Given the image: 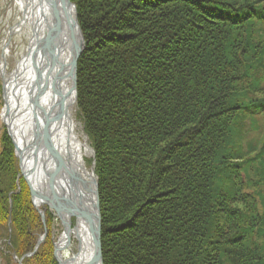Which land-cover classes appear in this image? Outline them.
<instances>
[{
	"label": "trees",
	"instance_id": "16d2710c",
	"mask_svg": "<svg viewBox=\"0 0 264 264\" xmlns=\"http://www.w3.org/2000/svg\"><path fill=\"white\" fill-rule=\"evenodd\" d=\"M71 3L102 264H264V0ZM19 174L3 129L2 263L45 228L22 264H57V219Z\"/></svg>",
	"mask_w": 264,
	"mask_h": 264
},
{
	"label": "water",
	"instance_id": "95a60500",
	"mask_svg": "<svg viewBox=\"0 0 264 264\" xmlns=\"http://www.w3.org/2000/svg\"><path fill=\"white\" fill-rule=\"evenodd\" d=\"M37 6L39 9L35 25L42 24L45 32L44 35H40V32H38L35 27H32V35L24 59H31L30 63L34 70V78H36L37 81L44 68L46 71L50 70V64L57 63L60 71L64 69V67L60 65L59 56L65 47L68 46L71 52V59L67 66L68 75L71 79L70 92L74 93L76 101L77 61L85 49V44L77 22L75 6L70 0H37ZM37 55H41V57L45 56V61H43L41 65L36 63ZM5 82L4 80V118H8L10 117V113L5 100ZM45 84L43 89L38 87L35 95H32L31 89L28 90L29 115L32 120L33 128L29 134L27 132L26 135L23 136L20 143L14 141L12 129L9 127L11 123L5 122L4 119L3 123L13 142L15 157L18 160L19 172L29 190L32 206L36 209L44 227L45 211L40 209L41 207H47L54 212V215L62 226V230L66 228L70 229L69 219L74 218L77 221V219L81 218L87 222L91 233L94 248L91 264H102L98 184L94 174V165L92 163L90 167V171L94 177L93 196L84 197L83 194L76 191L75 181L71 178V174L68 175V172L65 175L68 191H65L61 187L58 171L59 167H62V164L58 165L57 156L52 150L47 131L50 117L48 116L49 114L43 112L38 103L41 93L44 92ZM17 115L18 114L13 117ZM93 155L94 152L91 150V156ZM52 160L54 161V167L51 166L53 164ZM45 237L46 229L44 228L43 233L37 236L36 243L31 253L25 254L20 259L14 256L17 264H22L25 258L31 257L43 243ZM59 237L54 243V258L57 264H63L59 259V254L62 251L58 244Z\"/></svg>",
	"mask_w": 264,
	"mask_h": 264
},
{
	"label": "bare ground",
	"instance_id": "6f19581e",
	"mask_svg": "<svg viewBox=\"0 0 264 264\" xmlns=\"http://www.w3.org/2000/svg\"><path fill=\"white\" fill-rule=\"evenodd\" d=\"M19 7L23 13L22 27L28 25L31 30L32 27H35L40 35H44L43 25H35L39 9L37 0H19ZM59 57L60 65L64 67L63 72L60 71L57 63L50 64V70L46 71L44 68L37 81L34 78L30 58L24 59L23 56L16 65L15 71L10 74L4 72L1 67L6 81L5 100L10 113V117H3V119L5 122L11 123L9 127L12 129L14 141L20 143L23 136L27 132L29 134L33 128L29 115L28 90L31 89L32 95H35L38 87L43 89L46 83L38 103L43 112L49 114L50 117L47 131L51 147L57 156L58 165L62 164L58 171L60 185L65 191H68L65 182V175L68 172V175L71 174V178L75 181L76 191L83 194L84 197L93 196L94 177L85 165V158L91 156V149L86 139L81 136L80 126L75 119L76 101L74 93L70 92L71 79L67 68L71 59L68 46ZM43 61H45V56L37 55L36 63L41 65ZM16 114L18 115L13 117ZM52 162L51 166L54 167V161L52 160ZM65 194L67 195L66 192ZM69 220L70 229L62 230L58 240L60 248L69 254L67 257L59 254V259L63 264H91L94 248L89 226L81 218L77 221L74 218ZM72 220H74L73 224ZM72 240L76 241L75 249H73Z\"/></svg>",
	"mask_w": 264,
	"mask_h": 264
},
{
	"label": "rangeland",
	"instance_id": "374dc122",
	"mask_svg": "<svg viewBox=\"0 0 264 264\" xmlns=\"http://www.w3.org/2000/svg\"><path fill=\"white\" fill-rule=\"evenodd\" d=\"M22 18H23V13L19 7V0H0V136L4 129L12 145H13V142L8 134L5 124L3 123V117H4L3 114L5 112V101H4V96H3L5 76L3 75V72H1V67H3L4 72H6L7 74L13 73V71H15L16 69V65L21 61L22 57L23 56L25 57V55L27 54V49L30 43L32 31L31 29H29L28 25H25L24 27H22L23 26V24L21 23ZM76 111L77 109L75 106L74 114H75V119L81 129V133H82L81 136L86 139L89 145V142H88L87 136L84 133L82 124L77 120ZM93 156L85 158V165L89 170H90V167L92 166V163L94 165L95 158H93ZM19 176L21 175L19 174ZM98 200H99V195H98ZM43 208L47 209V207H41L40 209H43ZM99 210H100V207H99ZM61 232H62V226L60 222L57 220L54 225V234L56 235L55 242L57 238L61 235ZM4 244H5V240L0 239V264H3L2 263L3 260L1 259V253L3 250ZM72 245L74 247L73 249H75L76 247L75 240H72ZM60 254L62 256L67 257V254L69 253H67L65 250H62ZM14 262L17 264L16 259H14Z\"/></svg>",
	"mask_w": 264,
	"mask_h": 264
}]
</instances>
